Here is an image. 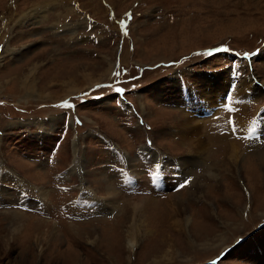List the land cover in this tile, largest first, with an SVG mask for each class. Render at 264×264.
Returning a JSON list of instances; mask_svg holds the SVG:
<instances>
[{
  "label": "rangeland",
  "instance_id": "obj_1",
  "mask_svg": "<svg viewBox=\"0 0 264 264\" xmlns=\"http://www.w3.org/2000/svg\"><path fill=\"white\" fill-rule=\"evenodd\" d=\"M0 264H264V0H0Z\"/></svg>",
  "mask_w": 264,
  "mask_h": 264
},
{
  "label": "bare ground",
  "instance_id": "obj_2",
  "mask_svg": "<svg viewBox=\"0 0 264 264\" xmlns=\"http://www.w3.org/2000/svg\"><path fill=\"white\" fill-rule=\"evenodd\" d=\"M222 54H226V53H222ZM111 65H112V63H111ZM113 69V68H112ZM219 82H221L222 84H224V82L223 81H221V80H219ZM218 82V83H219ZM245 82V81H244ZM243 82V84H242V86H245L246 88L244 89L243 87V91H242V94H246V90L247 89H249V88H251V86L253 85V82L250 80V79H248L245 83ZM259 85H261V84H259ZM241 88V89H242ZM253 89V91H254V88H252ZM251 89V90H252ZM252 92V91H251ZM250 92V93H251ZM202 93V92H201ZM195 98V97H194ZM195 100V99H194ZM197 102V101H196ZM124 103H126V104H128V101H126V100H124ZM197 106L196 105H194V109H197L196 108ZM199 108V107H198ZM200 109V108H199ZM183 113V112H182ZM180 115H181V113H180ZM179 114L178 115H176V116H180ZM184 115V114H183ZM180 119H181V116H180ZM184 120H187L186 118H183V121H181L182 123H186L188 126H189V124L190 123H192V121L193 120H191V122H188V121H184ZM179 122V121H178ZM183 126V125H182ZM185 126V125H184ZM199 128H198V126H197V124H194V126H193V129H192V131H194L195 133H199V130H198ZM188 132H191L189 129H187V128H183V134H186V133H188ZM193 134V133H192ZM198 140V142H201L200 144H202V145H200L201 147L200 148H202L203 149V147L205 146V144H207V141L205 140V139H201V137H198L197 138ZM228 148V147H227ZM263 148V147H262ZM261 148V149H262ZM239 149V148H238ZM237 149V147H235V146H233L232 148H231V150L233 151V153H232V151H231V153H230V155H229V157L231 156L232 157V159H233V161H234V163H236L237 162V158H238V156L240 155V152H239V150ZM204 150V149H203ZM206 152V151H205ZM228 152V151H227ZM231 159V158H230ZM231 159V160H232ZM248 159V158H247ZM249 160V159H248ZM256 164H258V163H256ZM254 178V177H253ZM180 203V202H179ZM133 207V206H132ZM180 208V207H179ZM182 209V208H181ZM184 209V208H183ZM184 213V212H183ZM175 224H180V222H179V220H176L175 221ZM130 231H132V229L130 230ZM131 233V232H130ZM131 235H133V234H131ZM135 242H134V240H130V244L131 245H133Z\"/></svg>",
  "mask_w": 264,
  "mask_h": 264
},
{
  "label": "snow or ice",
  "instance_id": "obj_3",
  "mask_svg": "<svg viewBox=\"0 0 264 264\" xmlns=\"http://www.w3.org/2000/svg\"><path fill=\"white\" fill-rule=\"evenodd\" d=\"M98 87H101L100 85H98ZM110 87V86H109ZM123 91V89H121V88H117L116 89V92H122ZM66 106H68V105H66ZM188 183V181H185V183L184 184H180L179 186H178V188H177V190H179L180 188H183V187H185L186 186V184Z\"/></svg>",
  "mask_w": 264,
  "mask_h": 264
}]
</instances>
